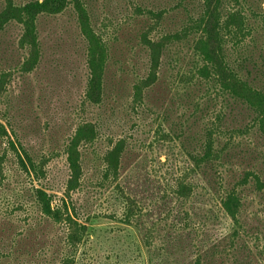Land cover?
<instances>
[{
	"label": "rangeland",
	"instance_id": "1",
	"mask_svg": "<svg viewBox=\"0 0 264 264\" xmlns=\"http://www.w3.org/2000/svg\"><path fill=\"white\" fill-rule=\"evenodd\" d=\"M4 1L0 0V9ZM29 1L12 0L16 5ZM202 1L89 0L94 25L114 44L113 59L121 63L111 69L113 78H109L117 82L114 73L120 75L119 93L99 109L82 108L85 45L73 11L40 17L37 28L42 59L37 71L26 78L13 72L0 93V264H38L40 253L36 248L54 242L58 232L51 224H43L38 232L32 230V235L25 232L30 223L28 214L35 210L32 191L42 187L56 201L62 197L68 177L63 145L80 120L92 116L104 117V134L126 137L130 143L132 158L126 159L122 186L142 205V219L127 222L111 189L88 187L87 181L94 180L98 165L94 159L108 147L107 139H101L83 153L86 182L75 199L84 218H88L87 236L74 253L73 264H192L199 251L211 249L227 237L233 225L219 210L223 190L218 183L225 179L231 185L253 172L264 184V139L250 128L247 113L239 109L230 112L223 100L203 87L184 92L180 83L181 89H174L166 100L168 119L164 121L163 76L151 95L155 102L138 110V115L130 110V89L142 75L147 59L135 39L143 31H151L153 39L160 38L163 27L170 33L181 31L189 17L199 13ZM241 3L253 31L251 46L241 55L254 64L249 66L252 78L264 85V0ZM136 7L156 13L166 8L169 14L156 23L149 16L139 17ZM230 7L233 4L224 3L222 12ZM18 35V27L11 25L0 36V71L16 67L20 61L23 52L18 49ZM191 40L192 36L174 44L165 59H179L183 68L194 63ZM176 71L167 68L165 73L171 76ZM220 113L224 135L218 147L222 148L224 165L206 177L193 172L189 155L199 151L205 130ZM230 124L239 130L231 138L224 130ZM159 127L163 137L158 134ZM13 133L28 151L46 157L44 178L36 179L21 170L15 152L8 146ZM182 178L193 189L188 200L173 195L175 183ZM243 195V228L238 244L246 243L253 264H264V186L257 191L250 179ZM177 223L181 225L175 227ZM147 241L152 247L146 246ZM24 251L34 258H22ZM45 254L50 263V251Z\"/></svg>",
	"mask_w": 264,
	"mask_h": 264
},
{
	"label": "trees",
	"instance_id": "2",
	"mask_svg": "<svg viewBox=\"0 0 264 264\" xmlns=\"http://www.w3.org/2000/svg\"><path fill=\"white\" fill-rule=\"evenodd\" d=\"M241 1L203 0L199 13L195 17H189L181 31L170 33L163 27V36L160 38L150 37L151 31H143L137 36L135 41L145 52L147 59L142 75L135 79L130 89L132 114L138 115V110L144 109L152 101L155 102V99H151V95L160 83V77L163 76V116L161 118L164 121L168 119L164 111L166 100L170 94L175 93L174 89L179 91L180 83H183L184 90H181L184 92L189 93L203 87L223 100L231 109L230 112L234 109H239V112L244 110L250 118V128L256 130L264 139V85H259L256 79L252 78V70L249 66L253 63L247 59L246 55L243 57V53L241 55L243 50L251 46V39H253L252 26L249 25ZM88 2L89 0H31L16 5L12 0L4 1L0 9V36L7 27L17 26L18 49L22 50L23 55L16 67L0 71V93L12 78L13 72L26 78L37 71L42 59L37 28L40 17L56 16L68 9L75 15L79 34L85 45L86 82L81 102L82 108L84 106L90 109L105 107L109 98L119 93L117 89L120 75L114 73V78L118 79L117 82H112L109 78H113L110 77L111 69L121 63L118 59H113L114 44L94 25ZM224 3H231L234 7H230L223 13ZM136 11L139 17L149 16L151 20L156 19V23L162 17L164 20L169 14L166 8H163V12L157 13L147 9L142 10L140 7H136ZM262 25L264 28V17ZM191 36L190 49L196 57L194 63L184 65L183 68L179 59H165L171 53L174 44L181 43ZM167 68L177 71L169 76L165 73ZM120 71L125 74L124 70ZM103 118L97 119L92 116L81 119L67 137L63 152L68 177L62 197L56 201L55 196L42 187H36L32 191V204L35 210L32 214H28L30 223L25 232L32 235L45 223L51 224L58 232L52 244L40 245L36 248V251L40 253L37 257L38 264L74 263L73 255L87 236L88 218H84L75 199L76 193L86 182L83 153L101 139H107L108 147L103 152L97 153L94 159L98 163L94 171L95 178L93 181H87L88 187L92 190L111 189L116 201L123 208V216L127 222L142 219L140 215L142 205L122 186V173L126 159L132 158L130 143L126 137L115 138L113 134H104ZM223 118L222 113L215 117L216 122H213L204 132L199 151L189 155L193 172L207 177L208 173L223 168V151L218 147L220 138L224 135L220 124ZM227 126L224 130L226 133L230 132V138L239 131L232 128L231 124ZM163 133L160 129L158 134L163 137ZM12 135L13 137L8 139V146L15 152V159L21 170L36 179L44 178L46 157L28 151L17 135L15 133ZM94 161L92 160L91 163H95ZM250 179L254 180L257 191L263 189L264 184L253 172L245 173L241 179L231 185L225 179L218 183L222 185L223 190L219 199V210L231 221L233 229L225 239L223 237L222 241L213 244L211 249L199 251L192 264H253L247 253L246 243L242 242V246L238 244L243 228L240 219L244 201L243 188L249 184ZM185 180L182 178L175 183L173 195L176 199L188 200L192 194L193 189ZM180 225L177 223L175 227ZM146 246L152 247L150 241L146 242ZM47 251H50L53 257L49 260L50 263L46 259ZM26 256L34 258V254L24 251L21 257Z\"/></svg>",
	"mask_w": 264,
	"mask_h": 264
}]
</instances>
